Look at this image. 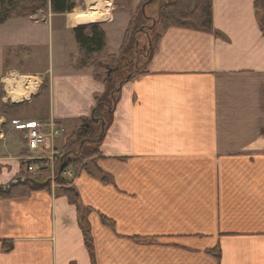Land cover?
I'll return each instance as SVG.
<instances>
[{"label": "crops", "instance_id": "obj_1", "mask_svg": "<svg viewBox=\"0 0 264 264\" xmlns=\"http://www.w3.org/2000/svg\"><path fill=\"white\" fill-rule=\"evenodd\" d=\"M70 1L69 13L0 24V106H22L0 117L2 187L26 177L25 157L66 141L27 151V127L53 121L71 133L105 89L69 65L72 29L101 25L116 54L109 39L118 49L141 0ZM254 2L212 0L210 34H162L68 186L74 204L58 185L0 200V264H264V15ZM215 247L219 259L207 253Z\"/></svg>", "mask_w": 264, "mask_h": 264}, {"label": "trees", "instance_id": "obj_2", "mask_svg": "<svg viewBox=\"0 0 264 264\" xmlns=\"http://www.w3.org/2000/svg\"><path fill=\"white\" fill-rule=\"evenodd\" d=\"M145 1L140 2L130 13L116 55L108 53L105 31L101 25L92 24L72 30L75 50L69 55V65L78 72L92 69L93 79L105 86L102 93L93 95L91 116L78 119V125L68 135L57 155L60 172L57 169L54 182L60 186L59 194H65L72 204L76 202L75 196L69 190L70 182L65 179L63 172L67 168H78L86 158L99 153L98 146L112 124L119 85L145 72L147 64L158 49L162 34L169 28L209 34L213 32L212 0H168L159 6L156 19L146 17L151 21L152 34V37L150 33L147 34L149 47L146 52L137 53L135 58H131L129 55L135 44V34L139 32L140 22L145 19L141 12ZM254 6L264 15V0H255ZM48 9L54 14L69 13L74 9V3L70 0H0V24L10 18L29 17ZM21 107L17 104H2L0 117H14ZM95 120H98V124H95ZM74 143L78 144L77 148L69 149ZM34 179L39 182L43 180L38 177ZM39 189L40 187H34L29 182L18 181L6 191L0 192V200L29 196ZM2 246L4 251L10 250V244L3 243ZM207 253L219 259V248H212Z\"/></svg>", "mask_w": 264, "mask_h": 264}, {"label": "rangeland", "instance_id": "obj_3", "mask_svg": "<svg viewBox=\"0 0 264 264\" xmlns=\"http://www.w3.org/2000/svg\"><path fill=\"white\" fill-rule=\"evenodd\" d=\"M137 1L138 0H133L134 4H136ZM166 1H168V0H154L151 4H149V5L147 4V6L144 7L145 16L146 17L150 16L151 18L156 19L157 18V11H158L159 6L161 4H163L164 2H166ZM145 16H143L145 19H143V21L140 22V26L141 27H139V32H137V34H135V44H134V47H133V49H132V51L130 52V55H129L131 58H135L137 53H144V51L149 47V41H148V38H147V34L151 32V29H149V26H148L151 23H148V20L146 19ZM120 30H121L120 41H119L118 45L121 42V37H122V34H123V29H120ZM157 31H160V29L157 28ZM109 34H110L111 37H114V36L117 35V32H110ZM150 36L152 37L151 33H150ZM109 47H110L111 50H115V51L117 50V48H115V43H113V38L109 39ZM123 74H125V73H123ZM95 124H98V120H97V122H95ZM69 134H70V131L67 134L64 135V138L67 139V135H69ZM22 140H23V136H22ZM77 146H78V144L74 143L73 145L70 146L69 149H76ZM60 159H62V157ZM52 161H53L52 169L48 170V171H45L43 173V174H46V176H44L45 178L42 177V175H41L42 173H35V172H34V174H30V176H32L34 178L38 177L39 180H42L44 178L41 182H43L45 180H49L47 186H52V185L55 186V185H57L54 182V178L56 176L57 169H59V165L58 164L60 162H59L58 158L52 159ZM59 172H60V169H59Z\"/></svg>", "mask_w": 264, "mask_h": 264}, {"label": "built area", "instance_id": "obj_4", "mask_svg": "<svg viewBox=\"0 0 264 264\" xmlns=\"http://www.w3.org/2000/svg\"><path fill=\"white\" fill-rule=\"evenodd\" d=\"M63 132L61 126H57L52 122L49 123H37L28 128L24 135L26 146L29 150H34L40 147L47 141L53 142ZM34 169H39V165L32 166ZM70 173L67 172V175Z\"/></svg>", "mask_w": 264, "mask_h": 264}, {"label": "water", "instance_id": "obj_5", "mask_svg": "<svg viewBox=\"0 0 264 264\" xmlns=\"http://www.w3.org/2000/svg\"><path fill=\"white\" fill-rule=\"evenodd\" d=\"M154 0H148L144 5H143V7H142V10H143V8H144V6L145 5H147V4H150V3H152ZM103 125V124H102ZM17 180H21V181H27V182H29V183H31L33 186H35V187H42V186H44L46 183L45 182H43V183H39V182H36V181H34L33 179H29V178H26V179H24V178H20V179H17ZM16 180V181H17ZM14 182H11V183H9L7 186H5V187H0V192L1 191H5V190H7L12 184H13Z\"/></svg>", "mask_w": 264, "mask_h": 264}, {"label": "bare ground", "instance_id": "obj_6", "mask_svg": "<svg viewBox=\"0 0 264 264\" xmlns=\"http://www.w3.org/2000/svg\"><path fill=\"white\" fill-rule=\"evenodd\" d=\"M93 16H94V15H93ZM95 17H97V16H95ZM24 79H25V78H21V80H24ZM22 91H23V89H22ZM22 93H23V92H22ZM22 93H21L20 95H24L26 92L23 93V94H22ZM18 95H19V94H15V95H14V98L18 99Z\"/></svg>", "mask_w": 264, "mask_h": 264}]
</instances>
